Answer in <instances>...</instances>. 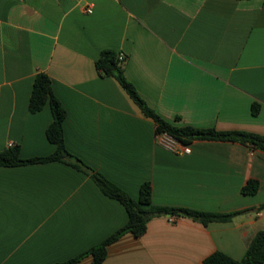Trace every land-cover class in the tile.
Wrapping results in <instances>:
<instances>
[{"label": "crops", "instance_id": "1", "mask_svg": "<svg viewBox=\"0 0 264 264\" xmlns=\"http://www.w3.org/2000/svg\"><path fill=\"white\" fill-rule=\"evenodd\" d=\"M105 50L125 56V77L165 121L264 136V0H0V152H55L50 106L29 109L45 73L68 150L133 199L150 183L157 206L229 214L264 204V151L221 140L166 149L156 122L100 76ZM249 180L255 195L242 193ZM127 222L125 206L70 165L0 167V264L65 262ZM263 229L264 209L208 225L166 215L110 245L102 264H203L218 251L242 260Z\"/></svg>", "mask_w": 264, "mask_h": 264}, {"label": "trees", "instance_id": "2", "mask_svg": "<svg viewBox=\"0 0 264 264\" xmlns=\"http://www.w3.org/2000/svg\"><path fill=\"white\" fill-rule=\"evenodd\" d=\"M125 61L126 59L124 61L119 59L117 52L105 50L97 60L96 68L100 76L116 79L133 102L140 108L142 113L156 122L158 135L167 133L183 144H187L193 140H221L250 145L253 149L264 151V136L259 134L244 131L223 132L216 129H199L188 125L178 126L165 121L148 106L146 101L138 93L136 87L125 77ZM46 105L50 106L53 116V121L47 130V137L51 143L56 145L55 152L45 157L23 159L21 157L20 147L14 145L0 152V167H16L48 162L65 163L81 172L89 174L105 195L122 203L128 212V222L112 236L83 254L56 264H79L87 256L93 258L91 264H102L108 256V247L110 245L117 242L127 233H131L135 237L145 235L148 229V223L154 218L170 215L189 218L203 225H208L212 222H228L243 213L264 209L263 204L257 208L229 214H216L187 208L157 206L152 202L153 191L150 183H144L141 186L140 198L139 200H135L105 176L94 172L81 159L74 156L68 150L64 133L66 111L53 93L50 77L45 73H39L34 81L29 109L30 112L36 113L44 109ZM252 113L253 115H258L259 106L257 104L253 105ZM258 190L259 182L249 180L242 188V193L244 195H255ZM203 264H264V229L259 231L249 242L247 252L242 260H235L218 251L207 257Z\"/></svg>", "mask_w": 264, "mask_h": 264}, {"label": "built area", "instance_id": "3", "mask_svg": "<svg viewBox=\"0 0 264 264\" xmlns=\"http://www.w3.org/2000/svg\"><path fill=\"white\" fill-rule=\"evenodd\" d=\"M87 13H92V9L88 8L86 9ZM119 59L121 61H124L126 58L123 54L118 55ZM158 142L164 146L166 149L176 152V153H185V154H190L191 149L189 146L184 145L183 143L179 142L177 139L174 137L168 135L167 133H163L158 135Z\"/></svg>", "mask_w": 264, "mask_h": 264}]
</instances>
